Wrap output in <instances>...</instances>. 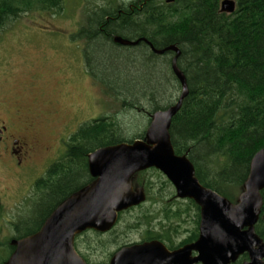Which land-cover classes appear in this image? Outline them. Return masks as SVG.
<instances>
[{"label":"trees","instance_id":"16d2710c","mask_svg":"<svg viewBox=\"0 0 264 264\" xmlns=\"http://www.w3.org/2000/svg\"><path fill=\"white\" fill-rule=\"evenodd\" d=\"M220 2L160 0L139 11L126 6L119 14L125 5L105 0L86 10L76 35L85 41L86 70L124 112L87 120L67 137L62 156L35 180L28 215L10 222L12 235L0 238V264L14 249L11 238L38 230L61 201L93 181L89 152L144 137L143 126L129 132L135 126L125 121L129 112L133 118L146 112L148 124L153 112L179 98L181 84L171 66L174 50L156 54L143 41L121 45L115 36L146 38L156 49L178 47L176 63L188 94L171 119V144L177 154L187 155L202 185L236 201L252 156L264 147V0H235L232 13L221 12ZM63 7L64 0H0V29L24 13L59 14ZM132 182L142 186L143 202L120 211L106 232L87 229L75 236L74 247L87 264H100L104 254L133 243L131 235L143 227L146 237L163 242L171 233H184V241L197 239L200 208L194 200L178 199L156 168L137 172ZM261 195L255 231L264 241V190ZM246 259L244 254L232 264Z\"/></svg>","mask_w":264,"mask_h":264},{"label":"water","instance_id":"95a60500","mask_svg":"<svg viewBox=\"0 0 264 264\" xmlns=\"http://www.w3.org/2000/svg\"><path fill=\"white\" fill-rule=\"evenodd\" d=\"M235 0H221L220 11L232 13ZM121 45L138 40L115 36ZM156 54L174 50L171 66L181 84L177 101L151 114L142 139L102 146L87 155L93 181L61 201L35 232L10 239L14 250L5 264H87L74 248V238L87 229L106 232L118 213L145 200L143 188L134 189L132 177L140 170L158 169L173 185L176 196L195 201L200 208L199 236L195 242L174 251L163 243H133L117 250L110 264H231L242 254V264H264V241L255 231L264 190V147L250 160L249 173L235 202L202 185L186 154H177L170 141L171 119L188 94L183 73L177 67L178 47L156 49ZM192 252H196L195 255Z\"/></svg>","mask_w":264,"mask_h":264},{"label":"rangeland","instance_id":"374dc122","mask_svg":"<svg viewBox=\"0 0 264 264\" xmlns=\"http://www.w3.org/2000/svg\"><path fill=\"white\" fill-rule=\"evenodd\" d=\"M104 1L64 0L59 14L27 12L0 29V107H9L13 100L19 99L30 108L29 114L42 116L52 106L56 107L58 112L47 120L44 116L41 125L46 141L55 142L60 131L66 139L77 125L91 118L124 112L120 111L118 100L86 70L82 57L85 41L76 36L84 23L86 10ZM49 29L51 31H47ZM69 61L74 65L71 71L66 70ZM37 75L41 78L34 81ZM145 113H137L133 118L135 113L129 112L125 117L126 122L135 124L130 133L142 126L146 128L148 116ZM76 117L78 123L74 124ZM68 127H72L70 132H66ZM56 145L50 159L46 157L36 162L29 177L10 156L0 159V238L12 235L10 222L28 215L33 180L65 149L60 141ZM131 236L137 239L135 233Z\"/></svg>","mask_w":264,"mask_h":264},{"label":"flooded vegetation","instance_id":"af4514ba","mask_svg":"<svg viewBox=\"0 0 264 264\" xmlns=\"http://www.w3.org/2000/svg\"><path fill=\"white\" fill-rule=\"evenodd\" d=\"M118 1L120 2V4L125 5V6H121L117 10L119 14L120 13L122 14V13H125L126 6L130 10V12H133L136 10L139 11V10H142L143 6L146 3L150 2L151 6H154V1L156 2L160 0H118ZM116 9L117 7L115 8V10ZM47 31H51V29ZM50 47L56 48L53 45H51ZM82 57H83V52H82ZM73 67H74L73 63L69 61V65L66 66L67 68L66 70L71 71ZM40 78L41 76L37 75L33 77V80L38 81ZM65 94H68V92H66ZM51 108L52 109L50 111L44 112V116H46V120L48 119V117L53 116L54 114L58 112L57 111L58 109L56 107L52 106ZM27 110H30V108L25 107L22 101L20 103L19 99L13 100L12 104H10L9 107L7 106L0 107V159L4 156H10L14 164L18 168L23 169V171H25L29 177L30 175H32L31 170L33 169L34 165H36V162H38L39 160L45 159L46 157L50 159V156L53 154V152L56 151L57 149L56 144L59 141H60V144L63 143L66 148L67 138L65 139L64 132L60 131L58 132L55 142L46 141L47 136L44 134L41 128L44 116L40 114H29ZM73 122L74 124L78 123L77 117L73 119ZM78 126L79 125H77V127ZM71 128L68 127L66 132H70ZM76 129H74L71 133H73ZM64 131H65V128H64ZM63 153L64 151L60 154L59 157H61ZM59 157H57L54 161H56ZM54 161H51L48 164V166L45 168V170ZM150 168H154V167H150ZM45 170L39 173V176L37 175V177H35V179L33 180L32 186L35 180L43 175ZM135 175L136 173L133 175V177ZM132 186L134 189L142 187L140 185H134L133 182H132ZM171 186L175 193V189L172 184ZM177 198L183 199L179 197ZM146 232L147 230L146 229L144 230V227L141 230H136L135 234H136L137 239L133 240V243H143V242H149V241L156 240V241L163 243L168 251H174V250L184 247L187 244H191L192 242H195L197 240L196 239V240H191V241L189 240L184 241V236H183L184 233H171L169 236L165 237L166 241L163 242L158 237H153V236H151L150 238L146 237L148 236L145 234ZM159 234H163V233H159ZM119 249L120 248H117L111 253L104 254L102 262L100 264H110V261L114 253ZM95 254H97V252ZM192 254L195 255L196 252H192ZM195 264H199V263H195Z\"/></svg>","mask_w":264,"mask_h":264},{"label":"bare ground","instance_id":"6f19581e","mask_svg":"<svg viewBox=\"0 0 264 264\" xmlns=\"http://www.w3.org/2000/svg\"><path fill=\"white\" fill-rule=\"evenodd\" d=\"M139 39H140V41H143V42L148 41L146 38H139ZM137 40H138V39H137ZM133 41H134V40H133ZM140 41H139V42H140ZM139 42H138V43H139ZM148 42H149V41H148ZM138 43H137V44H138ZM145 43H147V42H145ZM147 44H148V43H147ZM135 45H136V44H135ZM148 45H149V44H148Z\"/></svg>","mask_w":264,"mask_h":264}]
</instances>
